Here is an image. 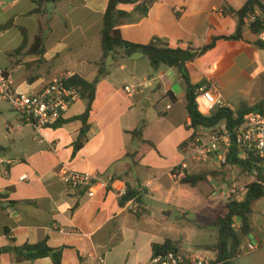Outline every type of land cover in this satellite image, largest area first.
I'll list each match as a JSON object with an SVG mask.
<instances>
[{"label":"crops","instance_id":"crops-1","mask_svg":"<svg viewBox=\"0 0 264 264\" xmlns=\"http://www.w3.org/2000/svg\"><path fill=\"white\" fill-rule=\"evenodd\" d=\"M249 1L147 0V7L127 0L116 7L121 14L116 28L137 45L157 39L173 48L201 49L217 37L214 48L187 68L192 84L212 85L238 113L264 100V48L253 26L244 23L239 40L222 38L236 34L238 12ZM257 1L261 7L252 11L264 18V0ZM109 3L0 0V68L14 88L40 92L67 72L93 81L103 56L101 33ZM37 8L40 12L34 13ZM10 21L14 26L2 30ZM21 29L28 42L20 51ZM40 33L43 45L36 47ZM108 63L110 73L97 85L87 137L77 150L86 99H78L61 121L41 132L19 126L18 115L0 100V248L47 240L52 248L63 247L62 264H94L100 255L104 264H150L153 245L169 239L213 264L215 254L201 246L218 240L210 222L226 203L224 168L187 160L186 174L201 178L191 185L172 176L186 160V144L212 129L193 128L187 86L177 68H154L145 55ZM128 86L132 93L125 90ZM142 125L144 141L132 135ZM62 165L97 176L96 194L90 197L87 187L68 188L59 174ZM25 174L29 179L21 181ZM128 191L134 196L124 202L122 193ZM259 250H264V231H252L234 264ZM0 264L54 262L50 257L18 261L7 250L0 253Z\"/></svg>","mask_w":264,"mask_h":264},{"label":"trees","instance_id":"trees-1","mask_svg":"<svg viewBox=\"0 0 264 264\" xmlns=\"http://www.w3.org/2000/svg\"><path fill=\"white\" fill-rule=\"evenodd\" d=\"M35 3L42 4L49 1L57 0H32ZM127 0H110L107 12L104 18V27L101 33L103 56L100 61L96 62L98 67L97 76L93 81H87L82 77L75 75L69 81L70 86L78 88L81 97L87 100V108L83 115L79 118L83 121V128L81 130L80 138L75 144V150L82 147L84 139L87 137V131L89 126L87 120L89 118L92 104L96 96V88L98 83L109 75V60L119 62L120 59H126L135 52H143L148 57L152 66L158 68L161 65L177 68L185 80L187 86V110L192 119V126L195 129L200 127L214 129L221 124H225L226 128L230 131L242 122L243 115L247 112H254L261 110L264 105V100L258 104L245 107L238 113H234L228 108H218L211 115H202L197 108L196 103V90L201 85H194L191 82L189 71L187 68L188 63L194 61L197 57L210 51L214 48L217 41L215 37L210 44L201 49H183L173 48L167 43L161 40H155L147 45H137L130 43L123 39L120 30L116 28L119 22L121 14L117 11L116 7L118 3L125 2ZM255 5H259L257 0H250L244 8L238 12L240 19V26L236 34L229 37H222L227 40H239L241 39L242 26L244 24V18L246 15L254 9ZM260 6V5H259ZM261 7V6H260ZM39 13L40 9H36L34 13ZM14 26L13 21L2 26V30H7ZM264 29V24L258 23L253 25L252 31L254 34H258ZM24 41L22 47L23 50L28 42V33L25 29H21ZM36 47L43 45V34L40 33L35 40ZM262 48L264 44L259 43ZM43 48L40 49V53H43ZM134 138L144 141L143 139V125L132 132ZM194 138V136L192 137ZM189 145L188 143L186 146ZM235 148L233 153L229 156L228 163L231 166H237L245 170L249 174H253L254 170L257 171L255 180L246 186V193L241 200L230 199L225 204H222L218 208L216 216L211 220L210 227L217 229L218 240L215 244L203 245L202 249L210 251L215 254V260L213 264H234L235 260L242 254L241 245L242 240L251 235L253 231L251 216L253 214L254 203L264 198V172L262 160L253 156L246 158H238L235 155ZM201 176L187 175L182 179L183 183L194 185ZM134 196V192L128 191L127 195L122 201H127ZM240 220L241 225L236 228L234 225L235 220ZM181 249L177 243L167 239L163 244H154V253H162L167 250H179ZM12 250L17 256V260H31L34 261L39 258L50 257L54 264H62L63 247L52 248L48 245L47 240H42L36 244H24L20 247L13 248H0V253Z\"/></svg>","mask_w":264,"mask_h":264},{"label":"built area","instance_id":"built-area-1","mask_svg":"<svg viewBox=\"0 0 264 264\" xmlns=\"http://www.w3.org/2000/svg\"><path fill=\"white\" fill-rule=\"evenodd\" d=\"M130 1L149 6L147 0ZM244 23L247 26L264 24V18L256 10L246 15ZM257 40L264 44V29L258 33ZM72 77L73 73H63L53 78L40 92H20L14 88L8 72L0 68V100L7 102L18 115L19 126L31 125L41 132L61 121L71 105L81 98L78 88L69 85ZM125 90L132 93L133 87L128 86ZM196 95L197 108L202 115L209 116L218 108L230 109L222 94L212 85L199 86ZM233 148L238 158L253 156L262 160L264 172V105L261 110L245 113L241 124L233 131L228 130L224 124L205 136L196 134L187 146L186 160L174 167L172 176L177 180L186 176L187 160L222 168L229 166L228 159ZM59 174L70 189L87 187L90 197L96 194L95 188L101 183L97 176L75 171L65 165H62ZM28 179L26 174L20 178L21 181ZM145 187H151V183H147ZM126 195L127 192L122 193V197ZM239 197L238 190L232 186L228 189L226 202L230 199L240 200ZM134 201L135 198L131 202ZM234 225L239 228L240 220H235ZM104 263L105 257L100 255L94 264ZM150 264H212V260L204 254L179 249L154 253Z\"/></svg>","mask_w":264,"mask_h":264},{"label":"rangeland","instance_id":"rangeland-1","mask_svg":"<svg viewBox=\"0 0 264 264\" xmlns=\"http://www.w3.org/2000/svg\"><path fill=\"white\" fill-rule=\"evenodd\" d=\"M208 131L201 132V135H206ZM225 177L229 181V188L234 186L238 190L239 199L244 198L246 193V186L255 180L257 175L256 170L253 174L247 173L240 167L237 166H226L223 167ZM253 233L264 231V198L254 203L253 214L251 216ZM237 264H264V250H259L250 255H243L237 261Z\"/></svg>","mask_w":264,"mask_h":264},{"label":"water","instance_id":"water-1","mask_svg":"<svg viewBox=\"0 0 264 264\" xmlns=\"http://www.w3.org/2000/svg\"><path fill=\"white\" fill-rule=\"evenodd\" d=\"M144 56L143 52H135L132 55H130L128 58L129 59H138L139 57Z\"/></svg>","mask_w":264,"mask_h":264}]
</instances>
